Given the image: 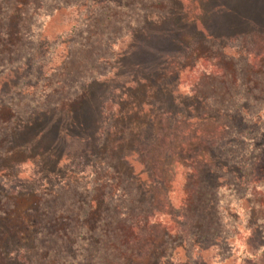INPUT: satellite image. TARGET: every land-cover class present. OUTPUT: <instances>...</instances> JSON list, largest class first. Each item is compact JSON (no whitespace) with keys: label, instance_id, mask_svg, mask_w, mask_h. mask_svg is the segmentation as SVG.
<instances>
[{"label":"rangeland","instance_id":"rangeland-1","mask_svg":"<svg viewBox=\"0 0 264 264\" xmlns=\"http://www.w3.org/2000/svg\"><path fill=\"white\" fill-rule=\"evenodd\" d=\"M79 2L87 3L86 7L72 6ZM142 13L154 15V23L148 25L147 31L156 37L157 44L163 47L165 38H169L170 45L176 49H190L181 61L173 60L183 67L178 76L179 96L191 100L192 93L204 98L215 95L218 102L225 103L218 105L226 108L235 106L240 97L245 101V97L248 98L245 107L249 113L264 111V0H106L103 4H96L93 0H0L1 213L12 210L23 214L25 209L35 204L44 212L53 209L54 214L71 194L85 195V191L93 190L97 185H102L100 189L105 192L109 172L105 174L104 168L97 169L94 163L87 164V159L71 158L70 161L66 158L69 151L70 155H77L80 139L95 131L96 98L90 104L92 114L87 130L74 131L65 115L52 119L51 116L43 117L34 133L28 135L19 130V126L24 125L31 113H38L40 107H50L57 100L53 92L55 83L70 72L73 73L71 82L81 77L90 78L95 73L106 77L107 81L101 80L102 83L93 85L92 89L96 94L100 92L106 96L110 103L106 114L109 113L110 118L130 110L134 94L130 75L135 68L131 59H126L118 67L111 60L106 65L97 64L95 57L99 54L109 59L126 49L128 39L121 36L129 25L142 23ZM110 17L119 21L118 25L111 23L113 18ZM156 17L161 20L156 22ZM7 19L14 20L20 31L16 36V47H8L11 52L1 47L4 45ZM111 43L114 46L107 48ZM67 56L71 57L63 66ZM205 58L214 61L212 63L216 67L205 64L212 77L201 87H196L198 74L205 73L200 67ZM194 63L197 73L190 72ZM62 68L65 69L63 77L58 71ZM190 77L192 79L188 80ZM238 78L255 79L258 87L244 86L243 83L240 86L235 83ZM204 107L213 109L205 105L194 108L204 110ZM154 119L155 134L160 127L157 117ZM119 120L122 123H117V126L124 124L121 118ZM16 128L18 136L14 144L23 148L30 140L38 141V133L46 146L44 154L15 153L13 146L2 142ZM260 128L264 132V119L260 121ZM253 135L258 137L255 131ZM156 151L158 148L154 144L141 156L151 169L157 159ZM134 160L131 158L130 161L134 163ZM158 170L164 176L169 173L160 166ZM177 170V183L166 185L164 189L149 185L144 190L149 195L128 185L119 201L127 216L122 218L115 235L104 239H90L88 236L78 240L74 234L65 236L39 226L33 228L37 233L32 234L34 239L24 236L27 238L22 245L27 247L26 253L10 254L0 250V264H186L185 257L192 252L175 230L177 225H171V220L180 212L179 198L184 194L179 189L184 183L183 173ZM215 184L211 188L208 186V191L202 189L195 195L201 230L206 236L199 241L202 249L191 255V263L240 264L247 258V264H264V173L248 191L220 189ZM22 189L35 193L24 202L9 194ZM59 198L61 200L57 201ZM166 198L170 205L167 213L155 210L149 223L151 229L156 228V235L145 225L146 215L150 213L147 206L153 203L150 208H155ZM34 216L39 220L43 218L38 214ZM31 218L29 216L27 220ZM44 223L47 226L48 222ZM213 232L216 234L211 236Z\"/></svg>","mask_w":264,"mask_h":264},{"label":"trees","instance_id":"trees-1","mask_svg":"<svg viewBox=\"0 0 264 264\" xmlns=\"http://www.w3.org/2000/svg\"><path fill=\"white\" fill-rule=\"evenodd\" d=\"M94 1L96 4L106 2V0ZM82 4L80 2L73 3L72 6L86 7L87 3ZM92 14L94 15V13ZM9 17L15 19L13 16ZM112 18L111 23L118 25L119 21L114 17ZM153 18L152 13H142V23L129 25L126 29L127 32L125 31V34L121 36V38L128 39L129 46L118 52L115 57L108 59L105 55L99 54L95 57L97 64L106 65L111 60L118 67L122 66L126 59H131L135 68L130 75V82L134 86L130 110L122 111L116 118L114 116L110 118L109 113L106 114L107 105L110 104L106 96L100 92L96 94L92 89L93 85L107 81L106 77L95 73L96 75L90 78L81 77L77 81L71 82L70 76L73 73L70 72L66 78L55 83L53 92L57 96V100L50 107H40L38 113H31L24 125L19 126V130L25 131L28 135L34 133L37 123H40L43 117L51 116L52 119L55 116L65 115L67 123L74 131H83L85 128L87 130L92 114L90 104L96 98L97 127L94 132L88 133L90 134L87 135L88 137L81 136L82 139L78 144L79 153L70 155L71 152L69 151L66 153V158L69 160L71 158L72 160L85 159V161L87 159V164L94 163L97 169L103 167L105 174L109 172L105 181L107 189L103 192V188L100 189L103 187L102 185H95L96 188L85 191V195L71 194L62 207L55 209L57 211L54 214H52L53 209L44 212V209H40L35 204L30 205L28 210L25 209L23 214L21 212L15 213L12 210L0 212V250L4 249L10 254L26 253L28 249L22 245L27 238L24 236L27 235L28 239H34L31 236L37 233L33 228L39 226H43V229L46 230H55L54 233L58 232V234L65 236L74 234L78 240L88 236L90 239L95 237L104 239L110 235H115L122 218L127 216L126 213H123V209L121 210L119 201L121 197H124L128 185H132L141 193L149 195L148 191L144 192L149 185L151 187L160 186L164 189L166 185L173 186L174 183H177V169H180L183 173L184 183L179 189L184 194L183 198L182 196L179 198L180 212L177 213V218L171 220V225H177L175 230L182 236L184 243L192 252L190 256L185 257L186 264H192L191 255L196 250L199 252L202 249L199 241L206 236L201 230L200 215L195 206L197 202L195 195H198L202 189L205 192L208 191V186L211 188L215 182L219 183L215 184V187L220 189L233 188L248 191L252 184H255L263 175L264 132L260 128V121L264 119V111L249 113L245 107L248 98L245 97V101L240 97L235 106L226 108L224 105H218L225 103L218 102L215 95L204 98L197 97L192 93L191 100L179 96L180 82H178V76L181 75L183 67L173 60L181 61L185 58V52L190 49L189 47L183 51L176 49L170 45L169 38H165L163 47L157 44L155 42L156 37L147 31L148 25L154 23ZM161 18L165 20L164 17ZM157 19L161 20L156 17V22ZM8 20L5 24L7 29L4 34V45H1L5 49H8L9 46L16 47V36L20 35V31L17 29L18 25L14 20ZM108 46L110 49L114 43L107 45V48ZM6 51L11 52L12 49ZM70 57H65L63 66L67 65ZM203 60H205L202 62L204 64L200 67L203 68L202 71L205 70V73L198 74L195 80L196 87H201L205 81L212 77L210 72L207 73L205 64L211 68L216 67L210 58ZM252 66L258 69L255 64ZM58 71H60L61 76L65 74L64 68ZM190 72H198L196 63L192 65ZM191 79L190 77L188 80ZM254 80H239L238 78L235 83L240 86L241 83L244 86L249 84L257 88L258 84ZM214 88L213 86L212 89ZM68 90L73 93H68ZM192 97L195 98L192 99ZM190 101L191 103H188ZM212 103L216 105L212 107ZM204 105L213 109L209 110V108L204 107V110H200V108H194ZM154 117H157L160 127L158 133L155 134L153 133L156 124ZM119 118L124 121V124L117 126V123L121 122ZM137 121L139 122L137 123ZM191 130L194 131L190 135ZM254 131L257 132L258 137L253 135ZM17 136L18 128L14 129L11 135L9 132V136L5 137L2 142H7L9 146H13L12 151L15 153L24 152L23 154L28 155L34 152L36 156H39L40 153L44 154V147L46 146L38 133H36L38 141L30 140L26 142L23 148L14 144ZM154 144H156L158 151L155 152L157 159L154 160L153 169H151L141 156L148 147L150 148ZM52 146L49 145V147ZM49 147L47 146L46 149ZM131 158L135 159L134 163L130 161ZM159 166L170 174L167 173V176L161 174L158 170ZM34 193L35 191L30 192L22 189L9 194L24 202ZM60 200V198L57 199V201ZM168 201L166 198L162 205H155V208L152 209L150 206L152 207L153 203L147 206L150 213L146 215L147 222L145 225L147 230L153 234L157 235L158 232L156 228H150V220L154 217L155 210L160 209L162 213H167L170 206ZM35 214L47 219H36ZM29 216L32 218L27 220ZM28 222L35 225L28 224ZM44 222H48L46 223L47 226L44 225ZM50 231L49 234H51ZM214 234L216 233L213 232L211 236ZM196 255L200 257L198 253ZM247 261L246 258L240 264H247Z\"/></svg>","mask_w":264,"mask_h":264}]
</instances>
